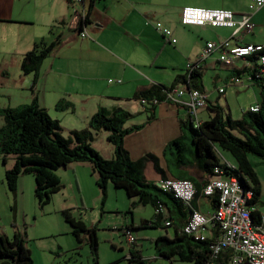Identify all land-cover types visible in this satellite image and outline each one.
Here are the masks:
<instances>
[{
	"label": "crops",
	"instance_id": "1",
	"mask_svg": "<svg viewBox=\"0 0 264 264\" xmlns=\"http://www.w3.org/2000/svg\"><path fill=\"white\" fill-rule=\"evenodd\" d=\"M186 6L229 9L237 14L249 13L255 28L252 32L241 30L234 35V28L229 27L186 26L181 21V13ZM240 9L237 3L231 0H191L181 5L176 4L175 0H0V56L6 62V65L0 68V108H19L37 100L53 118L60 121L64 127V135L72 129L88 127L91 117L100 109L113 112L121 108L128 111L131 116L124 126H142L124 140V146L131 158L137 160L147 153H153L159 158L160 166L165 169V177L177 176L179 179L192 181L196 188L192 201L194 209L211 216L217 209L216 195L205 196L202 193L210 174L191 164V161L180 169L173 166L170 168V165L174 164L176 154L175 149L166 148L171 141L179 137H184L188 148H191L190 132L187 127H182V124L185 121H196V117L187 108L170 102L144 108L139 98L142 91L159 84L186 88L187 84L181 79L189 76L187 64L199 58L208 41L220 42L229 39L234 44H264L257 39L258 29L264 27V17H261L264 7L253 11L248 0L247 8ZM84 12L89 15V22L84 28L88 33L87 38L81 36L82 31L71 26L74 15ZM157 23L168 27L177 42L173 43L166 38L157 29ZM56 39H59V45L44 60L37 79H34L33 74H24L21 64L25 54L31 51L37 42L49 44ZM171 54H174V57L170 58ZM218 55V52H214L204 62L201 88H191L207 95L206 107L198 112L200 122L212 116L211 109L214 106L228 109L233 118H241L244 108L235 112L232 108L233 101L243 95L244 91L240 87L246 83L245 88H250L253 84L257 86L254 80H248L255 66L257 67V60L220 62ZM239 62L244 64L239 65ZM10 67L15 70L14 79L13 74L8 71ZM168 67L171 68V73L167 83L160 79V73ZM245 68L248 70L245 71ZM239 76L244 80L236 85L234 83ZM253 91L247 107L257 105L261 100L260 90L258 93L255 89ZM1 115L0 113V120L3 121ZM114 156L115 150H112L108 159ZM224 159L230 165H235L229 158L224 156ZM8 161L12 166L14 158H9ZM77 163L79 162L72 164ZM151 163L153 162L147 164L146 169ZM80 164H87L88 168L93 170L89 162ZM5 171L6 166L1 167L0 237H12L17 230L27 233L34 225L32 218L36 217L38 201L34 195L36 200L34 199L33 203L31 191L35 194L36 182L32 175H24L19 180L17 190L12 191L8 188ZM57 173L62 179L60 170ZM164 176L157 172V178L151 181L157 184ZM113 188L110 184L109 195ZM101 197L100 195V201ZM55 200L57 197L53 195L51 203L47 206L57 204L54 213L59 214L63 222H66L62 211L68 209V206L59 201L55 203ZM163 201L158 226H164L165 233L161 231L156 235L142 236L150 243L163 235L173 238L182 231L191 215L190 207L179 199L163 195ZM129 215L131 221L128 222L125 218L127 221L118 228L120 235H124L121 229L127 225L133 230L136 227H145L143 221L148 220L145 216H139L137 222L135 210ZM155 215L156 209L153 208L151 220L155 219ZM165 221H170L171 224L167 226ZM53 224L59 227L60 219H53ZM69 232L72 233L71 227ZM52 235L57 234L53 233L51 237ZM220 235V228L209 224L195 236L217 239ZM29 237L27 233L28 242ZM82 238L86 241V235ZM136 239L143 257L153 261L155 257L146 256L143 244L138 243L139 236H136ZM129 248L130 245L123 258L125 260L129 256ZM152 248L155 250L153 255L158 256L156 248ZM61 250L60 243L45 248V254L48 251L51 260L47 259L44 263L62 264L66 254L61 255ZM32 253L34 255L33 250ZM121 262L122 258H118L108 264ZM34 264H38L35 257Z\"/></svg>",
	"mask_w": 264,
	"mask_h": 264
},
{
	"label": "trees",
	"instance_id": "2",
	"mask_svg": "<svg viewBox=\"0 0 264 264\" xmlns=\"http://www.w3.org/2000/svg\"><path fill=\"white\" fill-rule=\"evenodd\" d=\"M88 22V13L85 15L76 13L71 26L83 31ZM58 45L59 39L49 44L43 41L37 42L22 60L23 73L33 74L34 79H37L44 60ZM252 59L257 60V67L255 66L248 80H254L260 89L261 100L257 104L258 111H251L249 106L244 108L241 118H233L231 113L223 107L214 106L211 109L212 116L198 125H195L194 120L183 122L182 127H187L191 135L190 149L184 137L174 139L166 148L175 149L176 157L170 168L173 166L180 169L191 161V164L209 174L213 173L216 167H220L225 174L238 177L245 187L254 192L251 202L255 203V209L252 216L254 222L258 223L264 214V207L259 206L262 202L263 184L250 156L254 155L264 160V65L261 64L257 54L235 60ZM218 61L223 62L219 55ZM202 70L189 69L188 78L181 79L187 84V89L201 88ZM246 70L248 68H245ZM236 78L234 83L236 85L237 80L240 82L244 80L240 76ZM171 89L173 87L159 84L142 91L140 96L156 95L155 97H159L163 102L165 101L164 91ZM0 113L4 118V124L0 127V153L4 155L5 163L10 156L14 158L13 165L6 167L5 171L8 188L16 191L20 178L24 175H32L36 182L35 196L41 209L49 205L53 195L64 188L57 173L58 170L67 168L74 162H89L92 164L93 171L98 173L96 183L102 192L103 206L110 184L114 188L124 189L132 200L128 213H132L131 209L140 205L154 206L155 219L144 220L145 227L159 225L161 210L158 209L164 204L163 195L178 200L172 193L163 191L155 182L146 178L145 170L150 161L154 163L155 170L164 176L165 169L160 166L159 158L153 153H147L134 160L124 146L125 138L142 128L140 125L130 128L124 126L131 116L128 111L121 108L113 112L100 109L91 117L88 127L72 129L67 135H64V127L60 121L53 118L46 108L38 104L37 100L19 108H0ZM103 131L108 134V140L115 146V156L111 159L104 158L93 145L96 136ZM222 151L228 152L233 157L234 166L225 161ZM174 177L177 178V176ZM215 201L218 206L217 195ZM82 206L84 207V203ZM62 213L72 229V234L79 242L83 241L82 237L86 235L85 239L91 249L93 260L95 264H98L100 242L97 226L88 227L81 217L72 213L70 208L64 209ZM214 224L219 227L218 224ZM127 228L133 233L131 226L127 225ZM221 235L217 239H205L186 234L183 228L173 238L163 235L154 239L153 242L156 243L158 256L169 260L171 264L176 259L192 264H231L234 256L231 249L223 250L219 254H215L211 249V245L216 243ZM126 259L129 264H148L137 242L130 246L129 256ZM0 264H34L26 231L17 230L12 237L6 235L0 237Z\"/></svg>",
	"mask_w": 264,
	"mask_h": 264
},
{
	"label": "built area",
	"instance_id": "3",
	"mask_svg": "<svg viewBox=\"0 0 264 264\" xmlns=\"http://www.w3.org/2000/svg\"><path fill=\"white\" fill-rule=\"evenodd\" d=\"M263 7L264 0H250L251 10L257 11ZM181 21L186 26L210 25L213 27L234 28V35L241 30L252 32L255 28L251 14H237L232 10L222 8L186 6L182 10ZM157 29L171 42H177L172 31L163 26L162 23H157ZM81 36L87 38L88 33L83 30ZM263 51V44H234L229 39L220 42L208 41L199 58L189 61L187 68L190 70L203 69L204 61L214 52L219 53L220 60L223 62H231L238 58L257 54L261 64L264 65ZM240 83L237 80V84ZM164 93L165 101L163 102H170L187 108L196 117L195 124L200 123L197 116L199 110L207 105V95L205 93L185 87L165 90ZM139 101L144 108L154 107L162 103L159 97L142 96ZM258 109V105L250 106L251 111H258ZM157 185L163 191L172 193L184 205L190 207L191 215L184 225L186 234L197 235L206 225L216 223L219 225L222 235L216 243L211 245V249L215 254L231 249L234 253L231 264H243L245 262L264 264V214L258 223L254 222L252 213L255 209V203L251 202L254 192L252 189L245 187L238 177L225 174V171L220 167H216L214 172L209 175L202 193L205 196L217 195L218 197L217 209L211 216H206L194 209L192 201L196 194V188L192 181L168 177L161 179ZM158 210H161V207ZM166 225H170V221H167ZM121 231L130 246L137 242L136 237L129 228L124 227Z\"/></svg>",
	"mask_w": 264,
	"mask_h": 264
},
{
	"label": "rangeland",
	"instance_id": "4",
	"mask_svg": "<svg viewBox=\"0 0 264 264\" xmlns=\"http://www.w3.org/2000/svg\"><path fill=\"white\" fill-rule=\"evenodd\" d=\"M187 1L191 0H175V3L181 5ZM213 1L220 2L222 0ZM231 1L236 2L241 8L240 10L247 8L248 0ZM261 17H264V12L261 13ZM257 39L264 43V27L258 29ZM1 57L2 56H0V68H3L6 65V62H4ZM172 57H174V54L170 55V58ZM240 64L242 65L244 63L239 62V65ZM8 71L13 74L12 79H14V68L10 67ZM170 73L171 68L169 67L165 70H161L160 79L168 83L170 80ZM209 79L210 78L208 75V84L210 82ZM246 85L240 87V89L244 91L243 95L239 96L240 98L238 100L233 101L232 108H234L235 112L242 111V108H246L248 106L247 102L249 98L253 96L254 89L255 92L257 91V93L260 90L255 84H253V86L250 88H245ZM226 110L229 111L228 109ZM3 124L4 118L3 121L0 120V127ZM94 147L104 158L106 157V159L110 158V152L115 150L114 144L107 139L105 131L99 133L96 136ZM222 154L235 163L233 157L228 152L222 151ZM9 158L12 157L10 156ZM250 160L258 172L263 184V193L261 198L262 202L259 206L264 207V160H261L254 155L250 156ZM11 164L12 163H10V161L5 163L4 155L0 153V169L4 166L11 167ZM84 165L85 166L79 162L77 164H70L67 168L59 169L60 174L63 176L61 180L64 184V188L55 194L57 197L55 203H57V201L65 203L75 216L81 217L84 220L88 227H93L95 225L97 226V234L100 242L98 252L100 264H108L118 258H122V262L119 264H129L127 260L123 259L127 254L129 243L127 242L124 235H120L118 228H120L119 226H122L125 221H131V217L129 215L130 213L128 212L131 206L130 201L132 200L128 197L124 189L113 188L114 190H112V193L110 195L109 193L107 194V198L103 206L102 201L99 200V196L102 195V192L96 183L98 173L88 168L87 164ZM146 175L149 180H154L157 178V172L153 166V163H151L146 169ZM34 195V191L33 193L31 191V199L33 200V203H35L34 201L36 200ZM135 199L137 200V198H134V200ZM82 203H84V207L82 206ZM153 208L154 206L152 205H141L139 209L133 208L131 210L137 211L136 216L138 222L139 216H145L148 220H151ZM55 210H57V204H53V206H47L45 209H41L38 206L36 217L32 218L34 225L31 226L29 230H27V233L30 235L28 244L30 249L34 252V255L32 253L33 259L35 257L38 264H45L44 262H47V259L51 260V256L49 255L48 251L47 254H45V248L60 243L62 246L60 254L63 256L66 254V256H64V260H62V264H95L89 244L85 240L79 242L72 235V233L69 232L70 225L67 222H63L61 216L54 213ZM34 218L36 219L34 220ZM55 218L60 219L59 227H56L55 224H53V219ZM161 231L165 233L164 226L136 227L133 229L134 236H139L138 243H142L144 246V253L146 256H152V258L155 257L153 261H148V264H171L169 260L159 258L157 255H153L155 250L152 248V246L156 247L155 242L150 243L148 239L142 238V236L146 235H156ZM53 233H56L57 235H52L51 237V234ZM113 244H115V247H113ZM76 250L78 251L75 252ZM173 264L192 263L183 262L176 259Z\"/></svg>",
	"mask_w": 264,
	"mask_h": 264
},
{
	"label": "water",
	"instance_id": "5",
	"mask_svg": "<svg viewBox=\"0 0 264 264\" xmlns=\"http://www.w3.org/2000/svg\"><path fill=\"white\" fill-rule=\"evenodd\" d=\"M243 264H249L248 262H245V263H243Z\"/></svg>",
	"mask_w": 264,
	"mask_h": 264
}]
</instances>
